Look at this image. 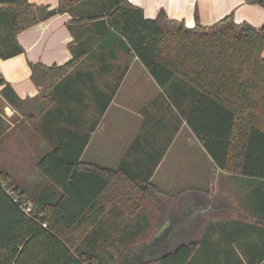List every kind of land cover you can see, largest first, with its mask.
<instances>
[{
  "label": "trees",
  "instance_id": "trees-1",
  "mask_svg": "<svg viewBox=\"0 0 264 264\" xmlns=\"http://www.w3.org/2000/svg\"><path fill=\"white\" fill-rule=\"evenodd\" d=\"M247 2L264 7V0ZM63 13L72 15L73 57L30 64L36 98H20L0 74V264H121L129 250L156 243L159 226L152 232L151 214L137 213L160 193L150 182L155 168L143 179L82 159L129 67L99 86L117 50L140 60L215 167L246 189L244 217L209 220L200 236L137 264H264V24L238 23L230 14L203 25L196 12L189 27L164 9L147 18L129 0H60L55 8L0 0V59L25 52L19 33ZM7 105L30 120L22 136L10 137ZM29 140L34 149L19 154L16 144ZM25 162L37 172L22 182L10 169L23 170ZM121 177L130 184L111 193ZM28 202L30 214L22 209Z\"/></svg>",
  "mask_w": 264,
  "mask_h": 264
},
{
  "label": "crops",
  "instance_id": "crops-1",
  "mask_svg": "<svg viewBox=\"0 0 264 264\" xmlns=\"http://www.w3.org/2000/svg\"><path fill=\"white\" fill-rule=\"evenodd\" d=\"M34 4L50 5L55 8L60 0H29ZM133 5L144 9L147 18H156L164 9L170 19L183 20L187 26L196 24V12L203 25H212L227 15L233 14L236 22H248L255 27L264 24V8L247 0H129ZM72 20L69 13L54 15L22 31L18 39L25 52L10 59H0V74L15 89L20 98H36L40 88L32 81L31 63L47 66L63 65L72 59L69 43L74 36L68 28ZM116 60L109 66L110 73L100 77L99 86L114 81L126 63L125 72L113 99L103 115L99 125L92 133L90 141L82 155L86 162L112 169H126L131 174L145 178L149 169L154 172L150 182L157 186L161 195H170L173 208L157 234L166 229L177 228L181 233L193 239L203 229L206 219L226 221L241 219L246 215L242 207V179L235 178L215 167L203 144L187 125L186 119L172 105L162 88L150 75L137 57L133 59L122 50L116 51ZM264 58V50L262 52ZM96 73L102 66H84L83 70ZM101 73V72H100ZM10 119V137L14 138L30 126V120L17 109ZM26 119V120H25ZM25 120V124L22 122ZM8 130V131H9ZM14 143V142H12ZM27 145V146H26ZM207 161L204 175L195 176V148ZM19 154L24 147H33L32 142L16 144ZM157 165L155 166V163ZM130 182L121 177L112 184L116 194ZM110 189V188H109ZM188 203L186 216L181 212L184 203ZM193 203V210L192 205ZM139 210L137 213L150 214ZM143 216V215H142ZM209 221V220H208Z\"/></svg>",
  "mask_w": 264,
  "mask_h": 264
},
{
  "label": "rangeland",
  "instance_id": "rangeland-1",
  "mask_svg": "<svg viewBox=\"0 0 264 264\" xmlns=\"http://www.w3.org/2000/svg\"><path fill=\"white\" fill-rule=\"evenodd\" d=\"M264 8V7H263ZM198 13V12H197ZM199 16V13H198ZM201 22V21H200ZM202 23V22H201ZM195 176L198 177L201 174L205 176L206 173H204V169L207 167V161H205L204 155H202L199 151L198 145L195 148ZM7 154H4V157H7ZM3 157V158H4ZM2 158V159H3ZM26 168L23 170L21 169H10L12 172L13 176L19 177V180L22 182H27V177L33 178V175L37 170L35 169L34 162H25ZM28 179V180H29ZM160 194V193H159ZM156 195L154 198L151 199H146L144 200V209L142 212H147L151 214V222H152V232H154V229L161 225V223L168 218V215L170 214L171 209H175L176 207L173 208L172 202L170 198V195ZM183 209L181 212L186 211V216L191 215L195 213V210L193 212H189L188 209L190 208V205L188 203H184ZM192 210H193V203L191 205ZM212 217H210L211 219ZM206 219L205 223L210 220ZM158 227V228H159ZM204 227V226H203ZM202 231V230H201ZM201 231L196 233V236H200ZM188 235H185L181 233L180 231L177 230L176 227L172 229H166L161 234H158V239L156 243L149 245V244H144L141 246H138L132 250H129L122 263L121 264H137L139 261L143 259H151V258H156L160 256H164L173 250H175L179 245L185 243L186 240L188 239Z\"/></svg>",
  "mask_w": 264,
  "mask_h": 264
},
{
  "label": "built area",
  "instance_id": "built-area-1",
  "mask_svg": "<svg viewBox=\"0 0 264 264\" xmlns=\"http://www.w3.org/2000/svg\"><path fill=\"white\" fill-rule=\"evenodd\" d=\"M14 113H15V110L11 106H9V108L8 109H5V111H4V114L7 117H12L14 115ZM8 192L10 193V195L14 198V200L16 202L17 201H20V196L14 190H11L10 189V190H8ZM22 209L26 213L30 214L32 212V210H33V204H32V202H28V203L24 204L22 206ZM44 226H47V224H44Z\"/></svg>",
  "mask_w": 264,
  "mask_h": 264
}]
</instances>
